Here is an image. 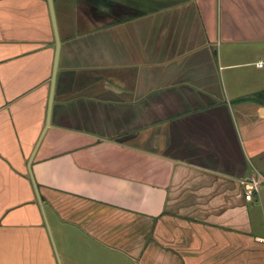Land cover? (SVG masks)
Returning a JSON list of instances; mask_svg holds the SVG:
<instances>
[{
	"label": "crops",
	"instance_id": "crops-1",
	"mask_svg": "<svg viewBox=\"0 0 264 264\" xmlns=\"http://www.w3.org/2000/svg\"><path fill=\"white\" fill-rule=\"evenodd\" d=\"M53 4L56 71L0 0V264H264V0Z\"/></svg>",
	"mask_w": 264,
	"mask_h": 264
},
{
	"label": "water",
	"instance_id": "water-1",
	"mask_svg": "<svg viewBox=\"0 0 264 264\" xmlns=\"http://www.w3.org/2000/svg\"><path fill=\"white\" fill-rule=\"evenodd\" d=\"M49 2V7H50V14H51V19H52V23H53V27H54V32H55V38H56V58H55V64H54V71H56V63H57V58H58V53H59V45H60V39L58 36V31H57V26H56V17H55V11H54V4H53V0H48ZM54 80L55 78L53 77L52 79V84H54ZM53 89V87H52ZM52 99H53V90L51 91L50 94V100H49V105L51 107L52 104Z\"/></svg>",
	"mask_w": 264,
	"mask_h": 264
},
{
	"label": "built area",
	"instance_id": "built-area-1",
	"mask_svg": "<svg viewBox=\"0 0 264 264\" xmlns=\"http://www.w3.org/2000/svg\"><path fill=\"white\" fill-rule=\"evenodd\" d=\"M258 64L261 66L263 64V61L260 60ZM261 182H262V179L260 177V174H258V176L253 175V178L251 179V181L248 182L246 185V192L248 194H253L254 192H258L260 189ZM263 216H264V210H263Z\"/></svg>",
	"mask_w": 264,
	"mask_h": 264
}]
</instances>
